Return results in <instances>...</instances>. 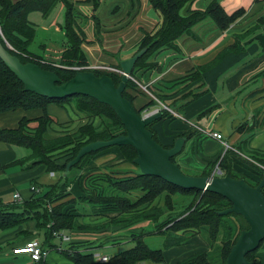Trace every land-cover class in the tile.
Returning <instances> with one entry per match:
<instances>
[{"label": "crops", "instance_id": "0c3cea01", "mask_svg": "<svg viewBox=\"0 0 264 264\" xmlns=\"http://www.w3.org/2000/svg\"><path fill=\"white\" fill-rule=\"evenodd\" d=\"M213 1L227 12L244 9V18L226 30H220L209 18L197 22L189 33L174 41V47H162L153 53L147 60L153 65L150 69L136 72L146 90L139 88L140 93L128 90L136 108L157 96L160 103L172 112L156 121L151 129L166 147H171L176 138H183L178 161L197 170L215 163L223 148L222 142L204 132L220 133L229 147L237 148L236 151L247 156L264 151V28L243 39L235 37L264 11V0H193L182 8L181 14L188 15L189 9L203 11ZM66 3L72 4L74 9L75 23L84 36L80 47L86 66L91 68L120 69V63L132 58L140 50L143 37L157 31L162 21L161 14L149 0H61L47 16L38 11L30 12L27 19L34 26V36L28 50L54 64L59 63V58L61 62L62 53L70 47L65 29ZM196 71L201 72L199 76L186 78ZM196 93L200 95L190 99ZM158 108L159 104L153 103L145 111ZM46 111L63 126L77 118L76 114L71 117L54 103L47 104ZM41 115L38 108L3 112L0 114V130L15 129L22 118L34 119ZM241 125L244 130L237 131ZM183 133L190 136H180ZM22 148L0 141V203L4 205H20L28 201L32 196L31 186L41 193L42 187L58 182L57 173L47 171L43 165L23 169L20 161L29 155V150ZM124 169L128 171H122L123 175L135 172L131 167H122ZM102 170L104 173L111 171L108 168ZM88 172H80L79 176L91 174ZM68 194L69 198L82 195L77 178L69 186ZM58 204L61 203L46 206L50 208ZM70 210L88 229L61 231L47 238L44 231L37 228L36 220L30 219L13 228L0 230V264H35L27 255L12 253L13 247L33 238L46 251L43 264H74L70 257L72 252L91 254L92 264H119L116 256L131 248L129 245L138 234L143 235L142 239L145 235H158L165 264H178L194 253L208 249L198 235L164 249L163 236L146 226L148 222L144 220L120 229L101 227V222L108 220L105 216L110 215V220L117 215L116 209L88 208L81 203V209L76 210L72 203H64L62 211ZM96 223H100L99 228ZM106 229L109 230L104 231ZM62 236L68 239L63 240ZM96 255L108 260L97 262ZM258 258L259 264H264V241L258 250Z\"/></svg>", "mask_w": 264, "mask_h": 264}, {"label": "trees", "instance_id": "16d2710c", "mask_svg": "<svg viewBox=\"0 0 264 264\" xmlns=\"http://www.w3.org/2000/svg\"><path fill=\"white\" fill-rule=\"evenodd\" d=\"M59 1L61 0H0V32L4 40L12 47L11 53L21 63H35L44 70L53 71L60 82H65L72 78L77 71L71 67L87 65L85 55L80 47V44L84 41V36L75 23V12L72 4L66 3L65 29L70 47L62 53L61 62L50 65L43 61L40 56L28 50V46L34 36V26L28 21V14L38 11L43 16H47ZM192 1L149 0L150 5L161 14L162 21L157 31L152 34H146L143 37L139 49L145 48L146 51L136 60L130 74L137 83L128 80L122 92V96L132 105L133 97L128 93V90L131 89L140 93L141 88L138 84L141 83L136 72L142 69L146 71L153 66L147 62L153 53L162 47H170L173 41L182 34L187 33L191 26L204 18L210 17L220 30H225L238 15L245 12L244 9L227 12L218 2L213 1L209 3L205 10L192 11L189 9V14L183 16L181 14L182 8ZM89 70L97 77L103 74L108 75L115 86L120 82L121 75L116 73ZM200 73L198 72L197 76ZM195 77L194 75H189L186 78L194 79ZM199 95L200 93H196L190 99H194ZM157 99L160 100L159 97ZM49 103H54L65 109L71 117L72 114H76L77 117L83 114L87 119L91 117L90 115L93 114V116L89 122L78 126V128L55 130L54 128L59 127L60 124L46 111V106ZM153 103L157 104L156 100L151 98L146 105L140 108H136L134 105L133 107L142 115L146 108ZM18 108L26 110L38 108L42 111L40 117L34 119L22 118L15 129L0 130V141L29 150V155L20 161L23 169L43 165L49 172L58 171L63 173L66 162L73 159L84 145L99 140L106 141L125 134V129L119 118L107 105L84 95L49 99L33 92L25 91L22 83L0 60V114ZM160 112V117L149 124L147 129L151 131L153 139L157 143L164 148H169L158 141L151 129V126L156 121L169 115V112L164 109ZM104 117L112 124L105 125ZM98 118L101 119V124L95 126ZM244 128V125H241L237 128V131L242 132ZM49 131L59 133L53 136L49 135ZM180 136L187 138L190 135L183 133ZM115 147H118L122 152L125 161L132 163V159L136 156V151L132 147L127 145ZM104 149L106 148L101 150ZM101 150L85 154L70 170H81L84 164ZM175 157L176 155L171 158V161L177 164ZM248 157L252 162L243 159L232 150H226L222 156L219 155L217 157L215 163L208 165L210 168L212 167L211 170L200 174V176H210L215 169V165H217L222 176L229 174L234 179H244L250 186H255L264 175V170L261 168L264 167V151L249 154ZM61 160L64 161L59 163ZM246 164L248 167H246ZM179 168L185 173L180 166ZM246 171L251 172L248 173ZM132 173V175H123L124 173L122 174L121 172L110 171L109 173H93L94 175L92 173L86 174L82 177L81 175H76L82 195L74 200H78V203L85 204L88 207H110L116 209L118 214L111 218L109 223L111 225L114 224L118 229L143 220L155 224L154 227H159V229L155 227L156 232L164 238V249L182 244L187 237L181 238L180 234L188 233L194 236L198 235L200 231H206V243L209 251L213 249L214 242L218 241L219 237L221 238L219 257L224 264L226 263V257L239 234L237 233L236 236H233L230 225L223 222L226 217L236 214H218V211L231 206L226 199L209 191L202 192L197 189L177 187L158 177L144 175L139 169ZM68 175L64 178L61 176L60 180L54 185L45 187L46 191L43 193L31 191V198L20 205H4L0 203V230L13 228L30 219L36 220L37 228L43 230L47 238L53 236V233H60L61 231L84 229L85 226L78 222L76 215L72 214L71 211H62L64 203L50 208L46 206L52 203V200L56 199L59 193L64 192V195L68 192L70 184L76 180H69ZM62 184H64V187L61 188ZM162 193H166V199L162 205H159L156 201L157 199L159 200ZM262 193L264 195V186L262 187ZM173 194L181 198L177 203L171 202V195ZM176 210H180V212L171 216L172 218H169L164 224L163 222H158L166 211ZM142 236L141 234L134 236V246L120 252L116 256L119 264H144L145 262L165 264L162 248L153 249L149 247L143 241ZM263 241L260 242L259 248ZM252 252L245 256L247 261L252 262L250 259ZM70 257L74 264L93 263L91 254L72 252ZM211 261L209 253L203 251L190 255L178 264H213ZM253 264H259L258 257L254 259Z\"/></svg>", "mask_w": 264, "mask_h": 264}, {"label": "water", "instance_id": "95a60500", "mask_svg": "<svg viewBox=\"0 0 264 264\" xmlns=\"http://www.w3.org/2000/svg\"><path fill=\"white\" fill-rule=\"evenodd\" d=\"M12 48L3 41L0 33V60L22 83L25 91L39 96L56 99L72 95H84L110 107L119 118L125 129V134L106 141H94L81 147L76 156L67 163L66 171L81 157L89 152L98 151L110 146L127 145L136 151L133 162L144 175L155 176L167 183L183 189L209 191L226 199L231 206L219 215L234 213L241 216L248 228L241 231L232 245L225 264H252L246 255L254 251L264 240V175L255 186H250L244 179H234L229 174L210 176H192L184 174L179 166L171 161L183 148L184 139L176 138L169 148L162 147L152 136L147 126L160 117V113L147 112L140 115L133 105L122 96L125 85L132 72L136 60L145 53L140 49L132 58L120 63L122 76L115 86L112 79L103 74L97 77L92 71H78L65 82H60L58 76L49 70H44L35 63L21 61L12 53Z\"/></svg>", "mask_w": 264, "mask_h": 264}, {"label": "rangeland", "instance_id": "374dc122", "mask_svg": "<svg viewBox=\"0 0 264 264\" xmlns=\"http://www.w3.org/2000/svg\"><path fill=\"white\" fill-rule=\"evenodd\" d=\"M244 15H245V13H242V14H240V15H238V17L226 28V29H228L232 24H234V23H236V21H239L240 19H243L244 18ZM207 18H209L210 19V17H207ZM210 21H212L211 19H210ZM213 22V21H212ZM214 23V22H213ZM215 24V23H214ZM216 25V24H215ZM217 26V25H216ZM218 27V26H217ZM261 28H264V11L260 14V15H258L257 17H255L249 24H248V26L244 29V31H242L241 33H239L238 35H235V37H237V38H239V39H243V38H246V37H248L253 31H255V30H260ZM225 29V30H226ZM190 32V30L187 32V33H189ZM1 33V32H0ZM1 38H2V40L3 41H5L4 40V38H3V36H2V34H1ZM236 40V39H235ZM8 43V42H7ZM9 45V44H8ZM10 46V45H9ZM171 46H173L174 47V41H173V43H172V45ZM11 47V46H10ZM12 48V47H11ZM12 50V49H11ZM10 53H11V51H10ZM42 59H43V61H45V62H47L48 64H53V62L52 61H50V60H47L46 59V57H44V56H42L41 57ZM60 59V58H59ZM57 60L59 63H60V60ZM42 61V60H41ZM58 65V64H57ZM82 67H84V66H82ZM72 69H75L76 67H71ZM87 69H83V70H77L76 72H78V71H86ZM88 71V70H87ZM198 71L196 72V73H192V75H194V76H197L198 74ZM138 80L140 81V79H139V77H138ZM136 82V81H135ZM141 82V81H140ZM137 83V82H136ZM139 86H144L143 84H138ZM147 88V87H146ZM141 89L144 91V89L141 87ZM146 90V89H145ZM75 111V110H74ZM91 117L93 116V114L92 115H90ZM91 117H88V119L87 118H85L84 117V115L82 114L79 118L77 117V118H75V121L74 122H70V124L67 126V127H64L63 125H61L60 124V126L59 127H55L54 129L55 130H61V129H68V128H70V129H74V128H78V126H80V125H83L84 123H87V122H89L90 120H91ZM104 119V123H105V125H111L112 124V122H110L109 120H107L105 117L103 118ZM101 124V119H97L96 120V122H95V126H97V125H100ZM49 132H53V134H51V135H54L55 136V134H57V133H59V132H56V131H49ZM50 135V134H49ZM123 135V134H122ZM22 149H25V148H22ZM101 150V149H100ZM182 151V150H181ZM181 151L176 155V157H175V162L176 163H178L180 166H181V168L183 169V171L185 172L184 174H186V175H192V176H200V174H204V173H207L209 170H211V168H210V166H206L204 169H202V170H197V169H190V168H187V167H185V166H183V165H181L180 164V162L178 161V155L181 153ZM222 152H223V148H222ZM85 156V155H84ZM136 157V156H135ZM82 158V157H81ZM72 160V159H71ZM71 160H68L67 162H66V165H67V163L69 162V161H71ZM64 160H61V162H59V163H62ZM80 161V160H79ZM96 164V165H95ZM135 163L133 162V159H132V163L131 162H128V161H125V159H124V156H123V154H122V152L119 150V148L118 147H115V146H110L109 148H106V149H104V150H101L99 153H97V154H95V155H93L91 158H90V160H88L85 164H84V166L81 168V170H77V169H73V170H70L73 166H71L70 168H69V170L67 171V173H66V175L64 174L65 173V169H66V165H65V169H64V171H63V173H61V172H58V171H54L55 173H57V175L59 176V178H58V181L60 180V177L62 176L63 178L64 177H66L68 174V179L70 180V179H73V181L76 179V175H79V173L80 172H84L85 173V171H90L91 173H92V175H94V174H96V173H100V172H103V170L102 169H106V168H108V169H110L111 171H116V172H122V171H128V170H122V167H124V168H129V167H131L132 168V170L131 171H137L138 170V167H137V165L135 164ZM215 170V169H214ZM213 170V171H214ZM90 172H88V173H90ZM78 173V174H77ZM94 173V174H93ZM104 173V172H103ZM50 175V174H49ZM64 184H62L61 185V188L62 187H64L63 186ZM71 185V184H70ZM69 189V188H68ZM46 191V188L45 187H43L42 188V190H41V192L43 193V192H45ZM64 193V192H63ZM63 193L61 192V193H59V196L55 199H53L52 200V203H72L73 204V208H75L76 210H79V209H81V203H78V200H74V199H77L78 197H75V198H69V195L70 194H68V192H66L64 195H63ZM135 194V193H134ZM165 199H166V193H162L161 195H160V197H159V200L157 199V201H156V203H158L159 205H162V203H164V201H165ZM179 199H181L180 197H178L176 194H173V195H171V202H173V203H177V201L179 200ZM230 207V206H229ZM229 207H227V208H229ZM89 208V207H88ZM103 209H105V208H110V207H102ZM227 208H225V209H227ZM225 209H223V210H225ZM223 210H220V211H223ZM71 211V210H70ZM118 212V211H117ZM180 212V210H176V211H166L160 218H159V220H158V222H163V224L169 219V218H172L171 216H174V215H176L177 213H179ZM219 212V211H218ZM118 214V213H117ZM108 220L106 221V220H103V222H101V225H100V223L99 224H97L96 223V228H99V225L101 226V227H107V228H109V227H111V228H116V226L113 224V225H111V223H109V218L111 217L110 215L109 216H105ZM223 222H225V224H229L230 225V227L232 228V235L233 236H236L237 235V233H239L240 234V232L241 231H244V230H246L247 229V223L244 221V219L241 217V216H239V215H234V216H229V217H226L224 220H223ZM154 225L155 224H151V223H148L146 226H149V227H151L152 229H155V227H154ZM86 227V226H85ZM157 228V227H156ZM86 229H88L87 227H86ZM157 229H159V227L157 228ZM109 229H106V230H104V231H108ZM98 231V230H97ZM54 234V233H53ZM56 234V233H55ZM180 234V233H179ZM178 234V235H179ZM238 234V235H239ZM139 235V234H138ZM135 236H137V235H135ZM181 238L183 237V238H185V237H187V239L186 240H188L190 237H193V235H190V234H188V233H185V234H180L179 235ZM232 236V237H233ZM63 237V236H62ZM61 237V238H62ZM198 237L199 238H201L203 241H204V243L207 245V243H206V237H207V232L206 231H200L199 233H198ZM238 237V236H237ZM33 239H35V238H33ZM143 239H144V242L146 243V244H148V246L149 247H151V248H153V249H157V248H162V247H160V240H159V237H158V235H154V234H152V235H145L144 237H143ZM220 237H219V240L218 241H216V242H214V244H213V249L212 250H210L209 251V248L206 250V252H208L209 253V256H210V259L212 260L211 262L213 263V264H224L223 262H222V260L220 259V257H219V252H220V248H221V242H220ZM237 239V238H236ZM29 240H31V239H29ZM29 240H26L25 242H27V241H29ZM185 240V241H186ZM184 241V242H185ZM236 241V240H235ZM24 242V243H25ZM183 242V243H184ZM24 243H22V244H24ZM40 243V242H39ZM263 243V242H262ZM22 244H19V245H17V246H20V245H22ZM16 246V247H17ZM130 246H134V241L133 242H131L130 243V245H129V247ZM207 247H208V245H207ZM261 247V246H260ZM13 248H15V247H13ZM12 248V249H13ZM125 248V247H124ZM259 248V247H258ZM257 248V249H258ZM257 249H255L252 253H251V256H250V259L252 260V262L251 261H249V262H251L252 264H253V262H254V259H256L257 257H258V252L256 253V251H257ZM260 249V248H259ZM203 252V251H202ZM24 261H27V259H25Z\"/></svg>", "mask_w": 264, "mask_h": 264}, {"label": "built area", "instance_id": "2783aa9c", "mask_svg": "<svg viewBox=\"0 0 264 264\" xmlns=\"http://www.w3.org/2000/svg\"><path fill=\"white\" fill-rule=\"evenodd\" d=\"M80 69H81V70H83V69H87L88 71H90L89 69H92V70H102V71H106V72L116 73V74L121 75V76H122V74H123L122 71H121V69L113 68V67H107V66L92 67V68L89 67V66H84V67H76L74 70H80ZM128 77H129L128 80L135 81L131 75H129ZM141 87H142L144 90L146 89L145 86H140V88H141ZM153 98H154V97H153ZM154 99L156 100L157 104H159V108H158V109H155V110H153V111H151V113H153V114H154V113H157V112L160 113V111H161L162 109H164V110H166V111L172 113L169 109H167L166 106H164L163 104H161L160 101H159L157 98H154ZM144 113H147V112L144 111ZM144 113H143V114H144ZM204 133H205L206 136L211 137V138H213V139H215V140H217V141L222 142V144H223V152H222L221 156L224 154V152H225L226 150H232L233 152H235V153H237L239 156H241L243 159L252 162V160H251L247 155L242 154V153H240L239 151H236L235 149L229 147V145H228L226 142L223 141V137H222V135H221L220 133H218V132H214V131H211V132H204ZM246 167H248L247 164H246ZM246 167H245V168H246ZM261 168H263V170H264V167H261ZM217 170H219V169L216 167V169L213 171V173L216 174V171H217ZM246 172L250 173L251 171H246ZM253 176H254V175H253ZM253 176H252V177H253ZM30 190L33 191V192H34V191H37V190L35 189V187H33V186H31ZM15 197L18 198V195H16ZM54 234H55V233H54ZM62 239H63V240H67L68 238L65 237V236H63ZM12 253L15 254V255H21V254L27 255V256L30 258V260H31L33 263H35V264H37V263H41V264H43L42 261H43L45 255H46V251L43 250V249L41 248V244H40L39 241L36 240V239H31V240L25 242L24 244H22V245H20V246H17V247H15V248H13V249H12ZM95 258H96V261H97V262H101V263L106 262V261L108 260L107 257H105V256H99V255H96Z\"/></svg>", "mask_w": 264, "mask_h": 264}, {"label": "bare ground", "instance_id": "6f19581e", "mask_svg": "<svg viewBox=\"0 0 264 264\" xmlns=\"http://www.w3.org/2000/svg\"><path fill=\"white\" fill-rule=\"evenodd\" d=\"M212 174V173H211ZM245 221V220H244ZM247 228H248V225H247Z\"/></svg>", "mask_w": 264, "mask_h": 264}]
</instances>
